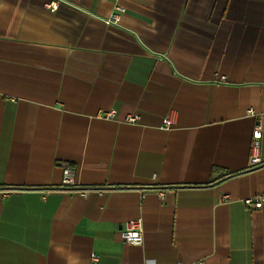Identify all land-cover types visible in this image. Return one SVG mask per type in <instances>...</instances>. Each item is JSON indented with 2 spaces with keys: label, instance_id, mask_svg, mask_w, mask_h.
<instances>
[{
  "label": "crops",
  "instance_id": "obj_1",
  "mask_svg": "<svg viewBox=\"0 0 264 264\" xmlns=\"http://www.w3.org/2000/svg\"><path fill=\"white\" fill-rule=\"evenodd\" d=\"M51 1L0 0V264H264V0Z\"/></svg>",
  "mask_w": 264,
  "mask_h": 264
},
{
  "label": "built area",
  "instance_id": "obj_2",
  "mask_svg": "<svg viewBox=\"0 0 264 264\" xmlns=\"http://www.w3.org/2000/svg\"><path fill=\"white\" fill-rule=\"evenodd\" d=\"M117 1V0H114ZM58 5V0H52L48 5L47 9L50 12H53L56 10ZM116 11H120L121 8L116 6L115 7ZM110 21L108 23H117L119 21V17L117 15H113ZM114 111H109L107 113H100L99 116L104 119H111L114 116ZM251 114L252 111H250ZM126 122L128 124H135L136 123V117L134 116H128L126 118ZM173 120L172 117L169 115L166 118L163 119L161 127L164 129H168L173 125ZM261 134V124L260 121H258L255 125L254 131H253V144H252V152L250 155V163L252 165H258L260 163V159L258 157L257 151H258V142ZM61 188L65 190H72L75 189L77 184H76V173L73 168L70 167H64L62 169V177H61ZM79 193L84 194V191H79ZM244 205L249 207L250 209H257L261 208L264 206V194L258 195L255 198H249L243 201ZM120 240L130 246H141L142 241H143V230H142V220L141 219H136V220H130L124 223V226L122 230L120 231ZM91 260L93 263L98 262V257L96 254L91 255ZM192 264H203L201 261L197 263H192Z\"/></svg>",
  "mask_w": 264,
  "mask_h": 264
}]
</instances>
